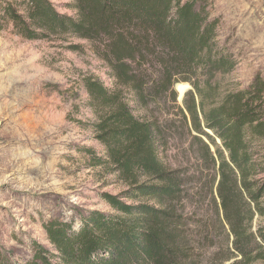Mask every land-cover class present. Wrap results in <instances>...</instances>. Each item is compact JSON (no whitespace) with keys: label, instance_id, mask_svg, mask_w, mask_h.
Instances as JSON below:
<instances>
[{"label":"trees","instance_id":"trees-1","mask_svg":"<svg viewBox=\"0 0 264 264\" xmlns=\"http://www.w3.org/2000/svg\"><path fill=\"white\" fill-rule=\"evenodd\" d=\"M73 1L75 17L49 0H0V30L8 22L25 40L93 45L115 87L84 80L94 117L84 126L104 148L103 155L86 149L89 164L127 187L104 195L112 213L73 207L68 220L52 215L42 223L51 249L32 242L30 257L0 250V264H201L196 221L184 204L197 195L213 198L215 182L216 215L221 211L233 237L228 258L264 261V233L258 240L250 232L251 203L264 196V185L252 181L264 174V77L256 74L242 89L223 85L237 60L219 39L212 1ZM170 90L179 99L187 90L180 105L169 99ZM128 96L142 115L134 114ZM177 132L210 165L206 191L197 188L196 173L163 159Z\"/></svg>","mask_w":264,"mask_h":264},{"label":"rangeland","instance_id":"rangeland-1","mask_svg":"<svg viewBox=\"0 0 264 264\" xmlns=\"http://www.w3.org/2000/svg\"><path fill=\"white\" fill-rule=\"evenodd\" d=\"M49 1L59 13L75 17L73 0ZM211 1L219 39L237 60L223 85L246 88L256 74L264 77V0ZM88 77L109 89L115 87L111 70L90 42L25 40L13 33L8 22L0 30V250L14 257H30L32 242L51 249L42 223L52 215L68 220L73 207L112 213L104 195H119L127 187L116 175L89 164L86 149L103 155L104 148L84 126L94 121L84 88ZM187 90L180 99L170 90L169 99L180 105ZM128 99L134 114L142 115L133 97ZM177 133L163 159L172 168L196 173L201 181L197 188L206 191L213 174L210 165L202 164L187 137ZM252 181L264 185V174ZM215 184L214 199L207 193L204 199L197 195L184 205L196 221L201 264H232L241 257L228 258L233 237L221 211L216 215ZM251 205L250 232L260 240L264 196Z\"/></svg>","mask_w":264,"mask_h":264}]
</instances>
